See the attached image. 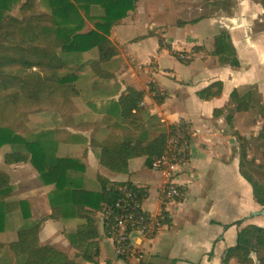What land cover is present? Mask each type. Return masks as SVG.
I'll list each match as a JSON object with an SVG mask.
<instances>
[{
  "label": "trees",
  "instance_id": "trees-1",
  "mask_svg": "<svg viewBox=\"0 0 264 264\" xmlns=\"http://www.w3.org/2000/svg\"><path fill=\"white\" fill-rule=\"evenodd\" d=\"M137 1L0 0L1 162H30L51 208L49 215L33 218L28 200L0 166V233H13L10 240L0 241V251L9 248L13 264H102L101 241L108 228L98 215L105 217L109 208L117 213L116 204L126 200L121 188L135 194L140 205L148 198L145 187L111 180L84 160L90 149L109 171L132 176L140 166L151 169L167 143L168 126L138 104L144 91L132 86L120 91L118 72L124 61L109 36ZM9 5L17 7L19 23L9 20ZM88 23L92 27L85 30ZM211 53L223 63L239 65L226 31L215 36ZM222 87L214 82L197 94L210 100L221 96ZM229 104L230 126L236 112H250L261 121L254 136L261 140L256 150L245 135L232 133L240 173L251 184L255 201L264 206V106L253 88L234 89ZM73 141L88 146L81 157L61 151L62 144ZM161 211L168 215L164 206ZM48 219L61 225L72 254L41 242V227ZM262 250L264 227L247 225L238 232L225 264L232 259L253 264L252 252ZM258 258L264 264V256ZM106 264L113 262L106 259Z\"/></svg>",
  "mask_w": 264,
  "mask_h": 264
},
{
  "label": "crops",
  "instance_id": "crops-1",
  "mask_svg": "<svg viewBox=\"0 0 264 264\" xmlns=\"http://www.w3.org/2000/svg\"><path fill=\"white\" fill-rule=\"evenodd\" d=\"M88 25L85 30L92 27ZM221 31L228 33L239 62L237 67L211 53L214 38ZM109 38L124 61L118 72L120 91L127 86L144 91L140 99L144 102L138 104L160 117L167 130L181 120L188 121L194 130L190 168L176 178L185 199L179 204L164 205L170 216L167 228L153 240L149 254L134 264H225L241 228L264 227V214H259L264 206L255 201L251 184L240 173L238 141L232 133L237 130L245 135L256 149L261 140L257 142L254 136L261 121L250 112H236L232 126L226 120L234 89L253 88L255 98L264 106V0H138L134 11L112 29ZM214 82L222 83L221 96L200 99L197 92ZM86 147L83 142L73 141L62 144L65 152L61 151L70 157H81ZM84 160L111 180L124 181L118 176L126 174L109 171L90 149ZM2 164L17 191L28 200L31 216L49 215L47 193L31 163L20 162L9 165L11 168ZM12 168L18 181L9 172ZM144 168L148 169H138ZM148 170L153 179L134 184L149 192L143 208L156 211L158 204L153 200L166 178ZM23 180L32 189L29 195L17 185ZM47 222L59 230L58 234L50 233L52 241L48 244L72 254L61 225L49 219L43 224ZM42 229L43 225L41 240ZM104 242L111 247L109 239L102 236L101 263L110 259L113 264H121L123 260L104 255ZM234 261L237 263L235 259L230 263Z\"/></svg>",
  "mask_w": 264,
  "mask_h": 264
},
{
  "label": "built area",
  "instance_id": "built-area-1",
  "mask_svg": "<svg viewBox=\"0 0 264 264\" xmlns=\"http://www.w3.org/2000/svg\"><path fill=\"white\" fill-rule=\"evenodd\" d=\"M143 102L140 100V104ZM191 134L192 126L188 121L177 122L169 130L162 154L152 163V170L166 175V181L160 191L162 202L181 196L176 178L189 167ZM121 189L126 193V200L116 204L119 208L117 213L110 208L106 210L101 224L108 228L107 238L116 256L134 264L149 254L153 240L167 228L169 216H164L162 211L144 209L135 194L127 192L126 188Z\"/></svg>",
  "mask_w": 264,
  "mask_h": 264
},
{
  "label": "rangeland",
  "instance_id": "rangeland-1",
  "mask_svg": "<svg viewBox=\"0 0 264 264\" xmlns=\"http://www.w3.org/2000/svg\"><path fill=\"white\" fill-rule=\"evenodd\" d=\"M8 15H9V20H11V21H13V22H15V23H19L20 21H21V17H20V15H19V12H18V10H17V7H11L10 5L8 6ZM86 28H89V25L86 27ZM131 37H134V32L133 33H131L130 34V38ZM208 47H210V46H208ZM34 70H36V68H33ZM258 128H260V125H258ZM259 130V129H258ZM169 131V130H168ZM256 134H257V132H256ZM193 136H194V130H193V127H192V134H191V136H190V145H191V142H192V138H193ZM257 141V140H256ZM258 142V141H257ZM257 149V148H256ZM256 149H254V150H256ZM64 152H65V149L63 148L62 149ZM2 154H3V150H0V162H1V160H2ZM191 155V154H190ZM189 161H190V158H189ZM2 163V162H1ZM2 165H4V164H2ZM1 166V165H0ZM8 167H10L11 168V166H9V165H7ZM6 166V167H7ZM189 168L190 167H188V169L186 170V171H188L189 170ZM152 169V168H151ZM9 172L12 174V176L14 177V179L16 180V181H18V178H16V170H15V168H12V169H9ZM158 172V171H157ZM161 173V172H160ZM163 177L164 178H166V175L165 174H163ZM118 178L120 179V180H128V181H131V182H136V183H139V184H143V183H145L147 180H149V179H153V176H152V172L150 171V170H148V169H138L137 170V173H136V175L134 176V175H132V176H129V175H120V176H118ZM163 178V179H164ZM15 181V182H16ZM166 181V180H165ZM165 181H162V183H161V185L158 187V190L156 191L157 192V195L155 196V198H154V203H156V204H158V208H157V210L156 211H161V208H162V206H164V205H166V204H168V203H182L183 201H184V199H185V194H184V191H183V188H182V186H181V184L177 181V179H176V184L180 187V191H181V196H180V198H173V199H169V200H165L164 202H162L161 200H160V191H162L161 190V188H162V186L164 185V182ZM26 182H28L27 180L24 182V180L23 181H21V182H19V183H17V185L18 186H21L20 188L22 189V190H24V192L26 193V194H30L29 192H31V188H30V186L29 185H26ZM35 183H37L36 181H35ZM28 184V183H27ZM39 183H37V185H38ZM137 185V184H136ZM16 186V185H15ZM19 192V191H18ZM149 196V195H148ZM146 201V200H145ZM144 201V202H145ZM144 202H143V204H144ZM162 203H164L163 205H162ZM143 204H141L142 206H143ZM145 206V205H144ZM146 206L147 207H149L148 206V204H146ZM45 215V214H44ZM44 215H42V214H36V218H38L39 216H44ZM169 216V215H168ZM169 218H170V216H169ZM169 218H168V220H169ZM97 220H98V222L101 224V220H102V216L101 215H98V217H97ZM59 231V230H58ZM58 231L56 230V226L54 225H51V223L50 222H47V223H45V224H43V229H42V233H43V235H42V240H41V242L42 243H50V241H52V240H50V238H49V235H50V233L51 232H56L57 234H58ZM13 233H11V232H5V233H0V241H7V240H10L11 238H12V235ZM256 254V253H255ZM104 255L105 256H107L108 258H113V259H116L117 258V256H116V253H115V251L113 250V248H111V247H109L108 246V244L106 243V242H104ZM256 257H257V260L259 261V256H264V250H262L261 252H260V254H256L255 255ZM13 261H14V254H13V252L9 249V248H4V249H2L1 251H0V264H13ZM252 261H253V264H259V263H257L255 260H253L252 259ZM121 264H125L124 263V261H121ZM232 264H237L235 261L232 263Z\"/></svg>",
  "mask_w": 264,
  "mask_h": 264
},
{
  "label": "water",
  "instance_id": "water-1",
  "mask_svg": "<svg viewBox=\"0 0 264 264\" xmlns=\"http://www.w3.org/2000/svg\"><path fill=\"white\" fill-rule=\"evenodd\" d=\"M259 214H264V209L262 210V212H259ZM256 254L254 252H252L251 254V258L253 260H255L257 263H259V261L257 260V257L255 256Z\"/></svg>",
  "mask_w": 264,
  "mask_h": 264
}]
</instances>
